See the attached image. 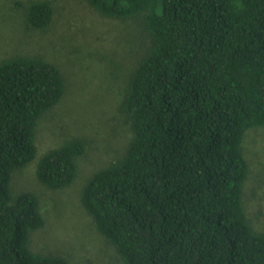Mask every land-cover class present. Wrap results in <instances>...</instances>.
Masks as SVG:
<instances>
[{"label": "trees", "instance_id": "trees-1", "mask_svg": "<svg viewBox=\"0 0 264 264\" xmlns=\"http://www.w3.org/2000/svg\"><path fill=\"white\" fill-rule=\"evenodd\" d=\"M54 0H32L28 26L45 29ZM105 16L142 21L149 45L122 109L126 151L95 171L81 202L123 264H264V231L246 211L243 139L264 127V0H86ZM66 92L65 71L36 55L0 61V264H71L33 251L39 196L13 194L14 168L38 155L37 129ZM88 139L42 154L49 189L77 178Z\"/></svg>", "mask_w": 264, "mask_h": 264}, {"label": "rangeland", "instance_id": "rangeland-1", "mask_svg": "<svg viewBox=\"0 0 264 264\" xmlns=\"http://www.w3.org/2000/svg\"><path fill=\"white\" fill-rule=\"evenodd\" d=\"M31 1L0 0V61L24 54L45 58L65 71L66 92L39 123L37 157L11 174L13 194L31 191L40 199L45 222L31 232L30 248L65 256L71 264H123L83 207L81 191L134 136L122 103L149 38L141 20L105 16L86 0H54L49 26L31 27L24 18ZM73 136L88 139L77 178L65 188L49 189L37 178L38 159ZM243 147L250 162L245 207L253 227L264 231V127L247 130Z\"/></svg>", "mask_w": 264, "mask_h": 264}]
</instances>
